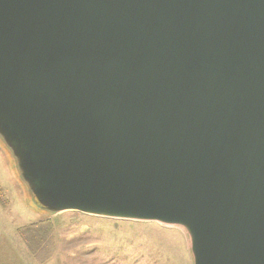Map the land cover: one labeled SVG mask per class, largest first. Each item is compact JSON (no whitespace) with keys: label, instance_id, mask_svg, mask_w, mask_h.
<instances>
[{"label":"water","instance_id":"obj_1","mask_svg":"<svg viewBox=\"0 0 264 264\" xmlns=\"http://www.w3.org/2000/svg\"><path fill=\"white\" fill-rule=\"evenodd\" d=\"M0 107L62 205L264 264V0H0Z\"/></svg>","mask_w":264,"mask_h":264},{"label":"rangeland","instance_id":"obj_2","mask_svg":"<svg viewBox=\"0 0 264 264\" xmlns=\"http://www.w3.org/2000/svg\"><path fill=\"white\" fill-rule=\"evenodd\" d=\"M8 121L12 129L0 115V264H199L188 223L62 205L67 196L46 174V162L36 167L32 157L39 155L22 147L23 132ZM46 219L52 228L36 244L38 234L25 228Z\"/></svg>","mask_w":264,"mask_h":264},{"label":"trees","instance_id":"obj_3","mask_svg":"<svg viewBox=\"0 0 264 264\" xmlns=\"http://www.w3.org/2000/svg\"><path fill=\"white\" fill-rule=\"evenodd\" d=\"M0 201L3 202L1 194H0ZM52 225H53L52 220L51 219H46V220H43V222H41V227L40 226H36V225L34 226V227H36L35 229H33L31 227H26L25 228V234L33 232L32 233L33 238H34L35 234L36 235L38 234L39 242L36 243V244H39V243L43 242L45 239L47 240V235L50 232V230L52 228ZM30 246H32L31 243H30ZM44 246H45V244H44Z\"/></svg>","mask_w":264,"mask_h":264},{"label":"bare ground","instance_id":"obj_4","mask_svg":"<svg viewBox=\"0 0 264 264\" xmlns=\"http://www.w3.org/2000/svg\"><path fill=\"white\" fill-rule=\"evenodd\" d=\"M7 123H8L10 126H12L11 123H9L8 121H7ZM4 124L6 125L5 122H4ZM146 242H147V241H146ZM135 244H136V243H135ZM132 252H133V251H132ZM136 257H137V256H136ZM136 257H135V258H136ZM137 259H138V258H137Z\"/></svg>","mask_w":264,"mask_h":264}]
</instances>
